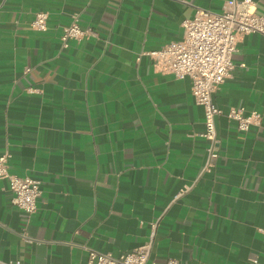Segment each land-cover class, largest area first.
Here are the masks:
<instances>
[{"label": "crops", "instance_id": "crops-1", "mask_svg": "<svg viewBox=\"0 0 264 264\" xmlns=\"http://www.w3.org/2000/svg\"><path fill=\"white\" fill-rule=\"evenodd\" d=\"M227 1L0 0V156L41 189L28 215L0 178V264H91L90 250L118 258L150 241L149 264H264V34L240 38L212 95L218 157L203 174L192 82L146 54ZM38 12L46 31L30 26ZM73 16L95 35L64 48ZM233 108L260 123L239 130Z\"/></svg>", "mask_w": 264, "mask_h": 264}, {"label": "built area", "instance_id": "built-area-1", "mask_svg": "<svg viewBox=\"0 0 264 264\" xmlns=\"http://www.w3.org/2000/svg\"><path fill=\"white\" fill-rule=\"evenodd\" d=\"M47 20L46 12H38L30 26L34 30L46 31ZM182 26L184 33L181 40L146 54L153 59L159 71L172 74L176 79L189 78L192 82L195 101L204 109L206 130L203 137L208 143V156L201 172L203 174L212 170L218 157L216 117L221 110L212 95L234 68L233 56L238 50L240 38L251 33L264 34V12L258 11L254 0H228L220 13L198 8L192 18L183 21ZM94 35L92 26L81 27L78 18L73 16L71 24L64 28L61 35L62 46L68 47L72 40L82 41ZM227 117L236 122L241 131H248L260 123V114H246L243 109L233 108ZM9 158V153L0 156V178L8 181L13 204L32 215L37 211L41 197L40 181L11 173ZM185 191L182 190L180 195ZM151 249L152 241L118 258L110 253L90 250L89 261L91 264H149ZM3 264H21V261ZM167 264L180 263L171 259Z\"/></svg>", "mask_w": 264, "mask_h": 264}]
</instances>
